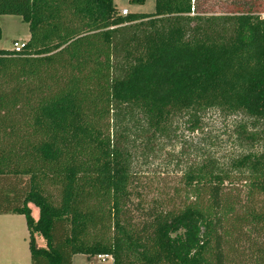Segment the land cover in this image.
I'll return each instance as SVG.
<instances>
[{"label":"trees","instance_id":"1","mask_svg":"<svg viewBox=\"0 0 264 264\" xmlns=\"http://www.w3.org/2000/svg\"><path fill=\"white\" fill-rule=\"evenodd\" d=\"M1 15L30 32L20 52L0 50V214L25 217L31 264H225L231 234L264 241L261 0H155L127 16L114 0H0ZM210 111L247 120L232 162L246 199L233 205L230 174L204 157L145 201L139 164Z\"/></svg>","mask_w":264,"mask_h":264},{"label":"rangeland","instance_id":"2","mask_svg":"<svg viewBox=\"0 0 264 264\" xmlns=\"http://www.w3.org/2000/svg\"><path fill=\"white\" fill-rule=\"evenodd\" d=\"M264 3V0H261ZM120 14L127 9L129 14L155 12V0H145L143 5L133 4L130 0H114ZM264 17V15L262 16ZM0 50L12 51L15 41L29 40V26L21 17L0 16ZM247 120L242 115L225 116L218 111H210L202 117L198 130L191 131L187 118L180 119L174 125L170 138L149 151L146 165L139 164V180L145 188L144 200L150 202L159 191L172 194L186 168L199 164L202 159L212 158L221 170L230 174L231 180L225 183L224 193L233 205L242 203L249 187L233 169V160L244 150L236 140L237 126ZM47 184L49 192L57 199V187ZM165 194L166 196H168ZM170 194V195H171ZM57 202V200H56ZM136 202L133 204L135 205ZM239 214L242 210L235 207ZM133 217H143L135 213ZM135 218V219H136ZM233 223V220H230ZM228 224V223H227ZM231 226V225H229ZM228 229V228H227ZM232 233V229H228ZM232 235V234H231ZM229 236L222 246L225 264H259L258 256L264 255V241L254 240L250 236L239 238L237 233ZM26 219L22 215L0 214V264H31L28 245ZM73 264H113V260H98L86 255L73 257Z\"/></svg>","mask_w":264,"mask_h":264},{"label":"built area","instance_id":"3","mask_svg":"<svg viewBox=\"0 0 264 264\" xmlns=\"http://www.w3.org/2000/svg\"><path fill=\"white\" fill-rule=\"evenodd\" d=\"M128 14H129V11L127 9L122 10L123 16H127ZM25 45H26V42L15 41L13 44V51L20 52L22 49H24ZM97 259L101 260L103 262L106 260H109V259L113 260V258L110 255H99V256H97Z\"/></svg>","mask_w":264,"mask_h":264},{"label":"water","instance_id":"4","mask_svg":"<svg viewBox=\"0 0 264 264\" xmlns=\"http://www.w3.org/2000/svg\"><path fill=\"white\" fill-rule=\"evenodd\" d=\"M33 207H35V206L29 204V208L32 211V217L34 218L35 221H38L39 217L37 216V213L39 214V209L36 207L35 208H33ZM35 212H37V213L35 214Z\"/></svg>","mask_w":264,"mask_h":264},{"label":"crops","instance_id":"5","mask_svg":"<svg viewBox=\"0 0 264 264\" xmlns=\"http://www.w3.org/2000/svg\"><path fill=\"white\" fill-rule=\"evenodd\" d=\"M33 208H35V207H33ZM37 212H35V214H36ZM37 216L39 217V214L37 213ZM31 260V259H30Z\"/></svg>","mask_w":264,"mask_h":264}]
</instances>
